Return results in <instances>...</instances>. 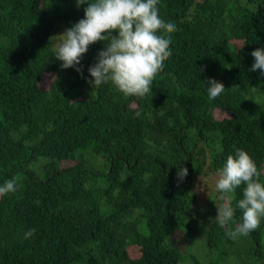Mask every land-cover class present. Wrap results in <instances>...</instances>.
Masks as SVG:
<instances>
[{
	"label": "trees",
	"instance_id": "obj_1",
	"mask_svg": "<svg viewBox=\"0 0 264 264\" xmlns=\"http://www.w3.org/2000/svg\"><path fill=\"white\" fill-rule=\"evenodd\" d=\"M85 7L0 0V185L18 180L0 197V264H264V218L236 240L215 220V174L237 148L264 182V75L251 70L264 0H159L176 31L143 99L87 82L104 42L82 73L56 60ZM209 78L226 89L215 100Z\"/></svg>",
	"mask_w": 264,
	"mask_h": 264
},
{
	"label": "clouds",
	"instance_id": "obj_2",
	"mask_svg": "<svg viewBox=\"0 0 264 264\" xmlns=\"http://www.w3.org/2000/svg\"><path fill=\"white\" fill-rule=\"evenodd\" d=\"M87 4L84 17L59 36L55 58L63 69L74 68L82 73L80 65L89 47L104 42L97 53L96 62L88 68L92 87L111 82L125 97L143 99L152 95V82L165 67L164 62L172 55L171 34L176 31L174 22H165L159 15V0H76L77 7ZM117 34L114 36L112 33ZM251 55V70L264 75V48L255 49ZM202 71V69H199ZM206 81L209 100H215L225 92L222 82L209 78ZM139 116L140 112H136ZM188 169L178 165V182L187 176ZM254 159L243 149L237 148L228 155L226 162L215 174L218 200L215 220L226 229V235L236 240L255 231L264 218V182ZM243 185V198L233 206L234 193ZM17 178L0 185V197L14 193ZM242 212L241 221L235 222L236 210ZM235 224L232 228L230 225ZM35 228L25 233L32 237Z\"/></svg>",
	"mask_w": 264,
	"mask_h": 264
}]
</instances>
